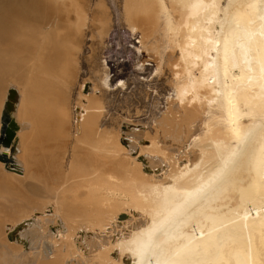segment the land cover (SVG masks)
I'll list each match as a JSON object with an SVG mask.
<instances>
[{
	"label": "bare ground",
	"instance_id": "obj_1",
	"mask_svg": "<svg viewBox=\"0 0 264 264\" xmlns=\"http://www.w3.org/2000/svg\"><path fill=\"white\" fill-rule=\"evenodd\" d=\"M118 34L137 91L145 57L166 76L148 127L124 60L112 73ZM124 212L141 218L112 236ZM92 247L264 264V0H0V264Z\"/></svg>",
	"mask_w": 264,
	"mask_h": 264
},
{
	"label": "rangeland",
	"instance_id": "obj_2",
	"mask_svg": "<svg viewBox=\"0 0 264 264\" xmlns=\"http://www.w3.org/2000/svg\"><path fill=\"white\" fill-rule=\"evenodd\" d=\"M117 34V33H116ZM133 39L132 37H130L129 35H126L124 38L118 34V36L113 40V46L111 47V51H110V55L113 56L111 57L113 60L111 61V64H113V62L117 61L116 64L114 63V70H113V74H115V70L117 69L116 67L118 66V64H120L123 60V62L121 63V67H123L122 72L123 74L120 75L123 77V80H126L128 81L127 83V88L125 89V93L127 95H129V99L131 100H135L136 99V96L140 97L143 96V107L141 109V112H140V120H141V123L143 126L145 127H148V123H147V119L151 116L152 112H153V109L155 108V105L160 102L158 105H159V108L162 110H164V95H165V91H166V83H165V79H166V76L165 74H159L155 71V64L154 62L152 63L151 61V57H145L146 59L149 58V61L148 60H145V63L149 62L151 64L149 65H144L143 66V69L141 70L140 75L142 78L144 79H141V83L139 84L140 88H139V91H137V85L135 83H133V73L134 71L130 68L127 69V71H125V66L128 64L130 67L132 66L134 60L131 59L129 56H127V51H126V48L128 47V45H132L133 43ZM118 44V45H117ZM120 45V46H119ZM126 47H125V46ZM127 53V54H126ZM118 54V55H117ZM123 54V55H122ZM126 54V56H125ZM116 55V56H115ZM121 55V56H120ZM123 56V57H122ZM125 57V59H123ZM115 58L117 60H115ZM151 58V59H150ZM147 61V62H146ZM117 65V66H116ZM116 68V69H115ZM130 70V71H129ZM129 71V72H128ZM112 74V76H113ZM119 76V75H118ZM121 77V78H122ZM156 86V88L154 89V87ZM144 92H147L148 93V96H144ZM163 102V103H161ZM163 105V106H161ZM133 111V110H132ZM159 111V110H158ZM133 119V118H132ZM143 122V123H142ZM126 215L128 216H125L123 218H121L120 216L118 217V220H117V224H116V228H115V231L114 233L112 234V236H117V232L121 231L123 229L124 232H126V229H130L132 228L133 224L138 221L139 218H141L139 215H136L135 217L133 215H130L128 214V212H124ZM43 215L41 214H37L35 217H33L34 220H37V219H40L42 218ZM131 216V217H130ZM133 216V217H132ZM45 219H48L50 220V222H53L54 218L51 217V213L49 214L48 213V210L46 211V214L44 216ZM127 218V219H126ZM132 218V220H131ZM134 218V219H133ZM53 219V220H52ZM121 223V224H120ZM131 223V224H130ZM121 226H120V225ZM124 224V225H123ZM126 225V226H125ZM123 227V228H122ZM124 227H126L124 229ZM109 230H113L112 228L109 229ZM90 233L93 231H89ZM110 234V233H109ZM109 234H105V233H102V237H104L106 235L109 236ZM116 234V235H115ZM104 235V236H103ZM111 235V234H110ZM97 235L95 234V236L93 237L95 240L97 239V241H99V239L96 237ZM33 251H37L36 249H34ZM88 252V253H87ZM87 252H84V257L82 258H77V256H73L72 258L76 259V261H78L79 264H101L99 260H97V258H93V255L92 253H96V250L92 247V250L91 251H87ZM90 252V253H89ZM113 253V252H112ZM89 254V255H88ZM88 255V256H87ZM89 257V258H88ZM72 258H70L71 260V263L72 264H77L76 261L74 262V260H72ZM87 258V259H86ZM82 260V261H81ZM95 260V261H94ZM85 261V262H84ZM99 261V262H98ZM94 262V263H93ZM104 262V261H103ZM102 262V263H103ZM108 264L110 263V261L107 262ZM106 262H104L103 264H107Z\"/></svg>",
	"mask_w": 264,
	"mask_h": 264
}]
</instances>
